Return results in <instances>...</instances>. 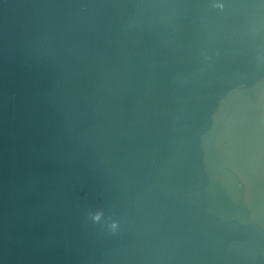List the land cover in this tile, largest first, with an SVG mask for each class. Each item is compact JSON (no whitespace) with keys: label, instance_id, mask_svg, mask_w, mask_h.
<instances>
[{"label":"water","instance_id":"95a60500","mask_svg":"<svg viewBox=\"0 0 264 264\" xmlns=\"http://www.w3.org/2000/svg\"><path fill=\"white\" fill-rule=\"evenodd\" d=\"M199 2L0 0V264H264L150 251L178 227L155 187L172 81L210 46L166 6ZM130 199L157 218L147 244L104 227Z\"/></svg>","mask_w":264,"mask_h":264},{"label":"clouds","instance_id":"9594fccd","mask_svg":"<svg viewBox=\"0 0 264 264\" xmlns=\"http://www.w3.org/2000/svg\"><path fill=\"white\" fill-rule=\"evenodd\" d=\"M166 7L192 9L210 46L198 66L172 81L183 94L155 146L163 151L155 187L170 197L178 227L150 251L157 259L207 252L214 259L254 260L264 253V0ZM104 227L147 244L158 223L130 199Z\"/></svg>","mask_w":264,"mask_h":264}]
</instances>
